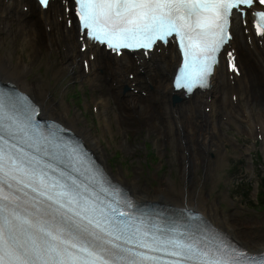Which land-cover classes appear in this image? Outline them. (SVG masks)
<instances>
[{"label":"snow or ice","instance_id":"1","mask_svg":"<svg viewBox=\"0 0 264 264\" xmlns=\"http://www.w3.org/2000/svg\"><path fill=\"white\" fill-rule=\"evenodd\" d=\"M39 4L47 8L49 0ZM74 4L82 37L113 51L143 49L148 55L154 46L158 50L178 38L183 63L175 86L191 93L207 87L217 54L230 39V17L242 16L241 5L252 8L254 0ZM253 15L258 34L264 35V10ZM36 115L27 97L0 92V264H264V253L252 254L231 242L136 223L120 210L119 201L106 203L89 185L71 176L61 179L63 170L51 175L46 169H56L50 164L26 160L11 140L40 135Z\"/></svg>","mask_w":264,"mask_h":264},{"label":"bare ground","instance_id":"2","mask_svg":"<svg viewBox=\"0 0 264 264\" xmlns=\"http://www.w3.org/2000/svg\"><path fill=\"white\" fill-rule=\"evenodd\" d=\"M68 5L71 6V3ZM9 16L14 17L21 34L29 40L35 58L41 57L42 47L47 52H53L58 51L62 43L63 68L76 64L78 68L75 77L87 80L91 88L107 89V94H102V98L95 101L97 105L103 104L115 109L114 115L119 131L124 136L122 145L125 148H130L127 134L128 129L135 130V123L139 124V128L145 125L160 135L162 146L172 143L181 161L183 185L176 187L171 179L164 178L159 186L152 188L141 185L136 177L127 181L119 169L117 174L121 176L118 178L122 184H126L134 195L141 198L154 195L157 197L152 198L176 200L178 204L185 200L190 208L201 210L252 251L264 250V233L251 228L254 225H263V220L250 221V228L242 226L237 217H234L235 212L225 214L218 208L216 201L209 199L210 193L204 191L208 185L203 183L198 187L194 183L200 166L209 172L214 167L207 153L214 151L222 154L225 150L222 119L228 120L227 125L235 121L246 122V130L240 123H236L237 131L240 134L247 133V137L254 142L256 136L263 135L264 36L256 37L250 24L243 26L236 20L233 24L234 38L230 42V50L237 58V72H230L226 60L222 58L213 75L210 89L196 92L197 94L189 97L183 96L181 102H173L171 75L180 60L173 43L158 50L154 46L148 56L144 52H136V55L123 52L116 56L86 39V47L82 50L81 41H84V37L79 33L72 9L66 11L61 0L51 1L46 9H42L36 0H0L2 30L10 26ZM30 71V65L19 59L14 62L11 54H3L0 50V79L16 81L21 89L42 106L47 117L58 118L73 128L106 163L108 153L100 138L89 127H76L78 114L69 116V107L59 109L56 100L49 98L48 83L26 78ZM125 85L129 86L127 91H124ZM106 96L114 105H111ZM236 110L240 112L238 115H235ZM227 111H231V119L226 117ZM233 142L245 149V152L251 151L250 145L242 144L240 139L235 137Z\"/></svg>","mask_w":264,"mask_h":264},{"label":"rangeland","instance_id":"3","mask_svg":"<svg viewBox=\"0 0 264 264\" xmlns=\"http://www.w3.org/2000/svg\"><path fill=\"white\" fill-rule=\"evenodd\" d=\"M9 18L11 20L9 27L2 30L3 24L2 27L0 24L1 52L11 54L14 62L19 59L24 64L30 65L31 71L26 78L48 83L49 98L56 100L59 109H63L64 106L69 107V116L78 114L76 127L80 125L89 127L90 131L100 138V142L108 153L107 166H110L108 168L117 177H121L117 174L120 169L127 181L136 177L141 185H149L152 188L159 186L164 178L171 179L176 187L183 185L181 161L172 143L168 142L162 146L160 135L149 130L145 125L139 128V124L135 123V130L128 129L127 139L130 148H125L122 145L124 136L119 131L114 115L116 111L111 106L114 102L109 100L108 96L106 97L111 102V107L99 103L97 105L95 101L102 94L106 95L107 89L105 87L91 88L87 80L75 77L78 68L76 64L63 68L64 51L61 42L58 51L47 52L46 48L42 47L41 57L35 58L29 40L21 34L20 26L14 21V17L9 16ZM239 113L238 110L235 111V115ZM226 117L231 119V111L226 112ZM222 120L225 150L222 154L214 151L207 153L214 167L209 172L200 166L194 183L198 187L203 183L205 186L208 185L204 191L210 193L209 199L216 201L223 213L235 212L234 217H237L240 224L250 228V221L255 219L264 221V191L262 190L264 132L263 135L256 136V142H254L247 137V133H238L236 123L240 122L235 121L227 125L228 120ZM240 124L245 130L247 129L246 122L243 121ZM235 137L240 139L242 144L250 145L251 151L245 152V149L234 143ZM172 201L176 202V200ZM251 228L264 233V224L254 225Z\"/></svg>","mask_w":264,"mask_h":264},{"label":"water","instance_id":"4","mask_svg":"<svg viewBox=\"0 0 264 264\" xmlns=\"http://www.w3.org/2000/svg\"><path fill=\"white\" fill-rule=\"evenodd\" d=\"M174 95H175L177 98H180V97L178 96V94H177V93H175V92H174Z\"/></svg>","mask_w":264,"mask_h":264},{"label":"trees","instance_id":"5","mask_svg":"<svg viewBox=\"0 0 264 264\" xmlns=\"http://www.w3.org/2000/svg\"><path fill=\"white\" fill-rule=\"evenodd\" d=\"M263 188H264V186L262 187V190L264 191V189H263Z\"/></svg>","mask_w":264,"mask_h":264}]
</instances>
